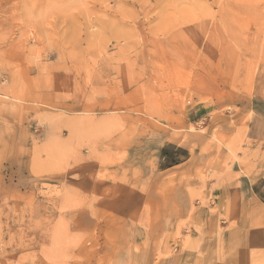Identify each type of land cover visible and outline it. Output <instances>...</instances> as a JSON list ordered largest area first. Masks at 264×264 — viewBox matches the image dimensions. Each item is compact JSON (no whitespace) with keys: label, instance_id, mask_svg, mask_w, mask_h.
<instances>
[{"label":"rangeland","instance_id":"rangeland-1","mask_svg":"<svg viewBox=\"0 0 264 264\" xmlns=\"http://www.w3.org/2000/svg\"><path fill=\"white\" fill-rule=\"evenodd\" d=\"M0 264H264V0H0Z\"/></svg>","mask_w":264,"mask_h":264}]
</instances>
